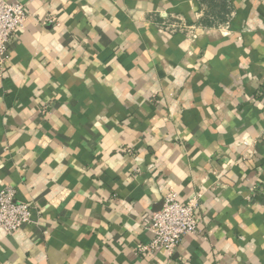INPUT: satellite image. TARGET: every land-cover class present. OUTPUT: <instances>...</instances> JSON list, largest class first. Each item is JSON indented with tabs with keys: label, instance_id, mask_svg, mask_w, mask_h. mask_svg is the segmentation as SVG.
<instances>
[{
	"label": "crops",
	"instance_id": "1",
	"mask_svg": "<svg viewBox=\"0 0 264 264\" xmlns=\"http://www.w3.org/2000/svg\"><path fill=\"white\" fill-rule=\"evenodd\" d=\"M7 1L0 190L32 214L0 264H264V0ZM170 190L199 231L141 254Z\"/></svg>",
	"mask_w": 264,
	"mask_h": 264
},
{
	"label": "built area",
	"instance_id": "2",
	"mask_svg": "<svg viewBox=\"0 0 264 264\" xmlns=\"http://www.w3.org/2000/svg\"><path fill=\"white\" fill-rule=\"evenodd\" d=\"M29 16L23 2L0 0V68H4L11 56V45L17 33L24 29ZM184 21L183 18H179ZM46 22L53 23L55 18L48 16ZM172 24L171 30L190 28L186 23ZM199 194L182 201L176 191L170 190L165 195L163 205L154 211L148 229L152 239L139 243L137 250L141 254L152 255L160 250L172 253L188 233L199 231ZM32 206L17 199V189L6 185L0 190V227L9 234L21 229L31 221Z\"/></svg>",
	"mask_w": 264,
	"mask_h": 264
}]
</instances>
